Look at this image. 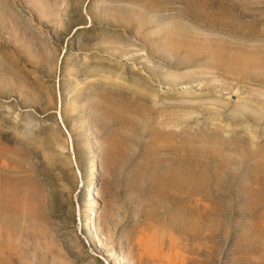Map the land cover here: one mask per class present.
<instances>
[{
  "label": "rangeland",
  "instance_id": "rangeland-1",
  "mask_svg": "<svg viewBox=\"0 0 264 264\" xmlns=\"http://www.w3.org/2000/svg\"><path fill=\"white\" fill-rule=\"evenodd\" d=\"M0 264H264V0H0Z\"/></svg>",
  "mask_w": 264,
  "mask_h": 264
},
{
  "label": "bare ground",
  "instance_id": "bare-ground-1",
  "mask_svg": "<svg viewBox=\"0 0 264 264\" xmlns=\"http://www.w3.org/2000/svg\"><path fill=\"white\" fill-rule=\"evenodd\" d=\"M190 187V186H189ZM191 188V187H190ZM194 188V187H193ZM192 189V188H191ZM189 190V189H188ZM191 193V192H190Z\"/></svg>",
  "mask_w": 264,
  "mask_h": 264
}]
</instances>
